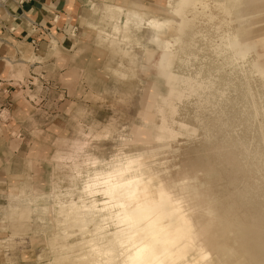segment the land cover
I'll return each mask as SVG.
<instances>
[{
  "label": "rangeland",
  "instance_id": "1",
  "mask_svg": "<svg viewBox=\"0 0 264 264\" xmlns=\"http://www.w3.org/2000/svg\"><path fill=\"white\" fill-rule=\"evenodd\" d=\"M11 1L0 0V5ZM168 1L100 0L95 9L93 2L86 6L76 50L63 56L65 88L61 82L48 84V92L65 91L64 106L58 112L52 107L48 114L36 113L32 127L13 132L16 142H26L18 147L13 164L14 172L21 173L18 189L0 197V264H104L84 242L93 224L73 221L68 210L92 199L82 189L95 169L124 155L151 151L152 173L173 182L177 191L189 186L195 222L207 228L212 254L228 256L225 264H264V80L251 63L257 58L264 65V0L240 4L241 26L236 21L232 26L250 31L245 41L255 51L234 67L221 66L222 57L209 48L221 42L219 31L228 29L225 24L217 30L226 16L213 5L218 19L209 22L202 15L198 32L187 34L186 52L180 55L183 60L187 52L197 57L189 65L176 60L175 69L193 76L202 69L203 77L212 72L211 88L205 96L178 103L175 117L187 122L190 131L177 123L178 134L160 143L153 137L164 126L163 114L169 120L170 110H160L168 85L154 65L163 42L153 39L146 20L152 15L179 20L166 7ZM104 2L125 8L142 3L146 20L126 25L125 14L108 13ZM14 60V76L22 78L27 67ZM46 98L28 99L43 109ZM11 113L6 108L2 122H9ZM101 197L95 198L101 202ZM104 225L114 229L112 222Z\"/></svg>",
  "mask_w": 264,
  "mask_h": 264
},
{
  "label": "bare ground",
  "instance_id": "2",
  "mask_svg": "<svg viewBox=\"0 0 264 264\" xmlns=\"http://www.w3.org/2000/svg\"><path fill=\"white\" fill-rule=\"evenodd\" d=\"M241 3H243V0H169L166 7L170 12L179 17V20L170 17L163 19L155 15L150 16L146 20L148 13L145 10V5L142 3H130L128 8L111 2L103 3V9L108 13H112L113 11H117L119 15L124 13L126 25L130 22L141 25L146 20L149 27L153 30V39L159 43L163 42V50L154 62V65L159 70V75L163 76L168 85V92L162 96V103L160 102V110L166 106L170 111L168 114L169 120L163 114L164 126L162 128L160 127L161 131L155 134V137H153L154 141L161 143L168 138H174L178 134L175 129V124L177 123L190 131L186 124L187 122H178L175 117L179 111L178 103L190 99L194 95L200 96L204 93L203 96H205V92L211 88L212 78L209 76L212 75V72L208 77H203L202 69L198 71L195 76L189 72H185V70H181L182 68L175 69L176 60H180V62L189 65L190 59L197 57L196 54L193 56V54L187 52L185 53L186 59L183 60V56L180 55V53L183 51L186 52L187 34L190 32L193 35L195 31H197L195 28L202 15L207 16L209 22L218 17V12L226 16V18L222 20L223 22L221 21L216 27L219 31V28H222L223 25L226 24L228 28L219 31L221 42L214 43V45L209 47L213 49L218 57H222L223 62L221 66L227 65L234 67L238 65L240 60H246L250 53L255 51L248 46L245 41L248 36L246 33H250V31L244 33L241 31L240 27L232 26L234 21L237 23L239 22L241 26L240 20L243 19V16L238 14ZM212 5L214 9L217 10V13L212 9ZM91 7L95 9L97 8V4L92 3ZM115 27H117V25H115ZM193 38L194 36L191 37V42H193ZM195 43L197 42L195 41ZM147 44L144 45L146 46ZM178 45L179 48L177 47ZM251 63L254 72H256L254 74L258 73L264 80V65H262L257 58L253 59ZM184 67L186 68V66ZM216 71H218V69ZM191 112L193 113V110ZM191 143L193 144V142ZM189 145L190 144H188V147ZM151 155L153 157L155 152L151 151L148 153L124 155L116 161H113L107 168L95 169L94 174L86 179L85 185L93 182L98 176L101 179H106L109 173L115 174L118 170L124 171L125 169H129L123 177L117 176L113 184L125 183L126 181L136 178H140L142 181L139 186L131 185L126 189L117 188L113 193V197L102 196L101 198H103V200L101 202L95 197H92L88 203L84 202L82 204L79 203L80 205L70 206L71 210H68V212L72 213L73 221L78 220L84 223L90 220L94 226L91 234L88 233L91 237H89L87 241L84 240L90 247V249H87L91 251L90 255L97 256L104 264H225L224 258L228 256L226 255L227 257H225V254H212L206 239L207 228L195 222L194 211L187 198L190 193L188 190L189 186L184 185L181 188L182 192L180 190L177 191L178 188L176 189V186L172 184L173 182L170 184L166 182L167 180L164 181L161 177L152 173L149 163ZM197 173L199 174V172ZM85 185L83 187H85ZM83 193L85 194V192ZM121 193H126V196H131V199H127L126 197L122 199ZM93 201L96 202V207L94 209L92 208ZM119 203L130 205V207L126 209V212L132 219L118 227V222H114L113 219L108 218H114L117 213L125 211L119 207H114V205ZM101 209L108 210L101 211ZM97 219L99 220L97 221ZM108 221L112 222L114 229H106L107 225L104 224ZM185 223L191 228V244L189 245L188 239L180 240L179 243H173L177 236L176 228L184 226ZM84 226L85 224L83 225V229L86 228V226ZM81 241L83 242V240ZM185 245L189 246L185 248ZM181 249L183 250L181 251ZM201 249H203V252ZM204 253L211 254L208 260L202 258ZM230 255L231 252L229 256ZM234 257L233 259H235ZM94 263H97V260L93 262V264Z\"/></svg>",
  "mask_w": 264,
  "mask_h": 264
},
{
  "label": "crops",
  "instance_id": "3",
  "mask_svg": "<svg viewBox=\"0 0 264 264\" xmlns=\"http://www.w3.org/2000/svg\"><path fill=\"white\" fill-rule=\"evenodd\" d=\"M96 1L100 0H28L24 4L11 1L0 5V76L11 83L10 92L0 90V103L12 112L9 122L0 121V197L18 189L21 173L14 172L13 164L26 141L16 142L13 132L32 127L36 113L48 114L52 107L58 112L64 106L65 91L48 92L49 86H30L32 78L38 74L48 84L61 82L65 88L63 56L75 52L86 6ZM14 57L27 67L22 78L14 76ZM28 96L47 97L41 105L44 108L36 107Z\"/></svg>",
  "mask_w": 264,
  "mask_h": 264
},
{
  "label": "clouds",
  "instance_id": "4",
  "mask_svg": "<svg viewBox=\"0 0 264 264\" xmlns=\"http://www.w3.org/2000/svg\"><path fill=\"white\" fill-rule=\"evenodd\" d=\"M129 169H125L124 171H117L115 174L109 173L108 177L106 179H101L99 176L91 183L86 184L83 191L89 196V197H96V196H103V197H113V193L117 188L120 189H126L127 187L131 185H137L142 182L140 178H136L133 180L126 181L125 183L121 184H113V181L116 179L117 176L123 177L125 173ZM127 198L131 199V196H126V193H121V198ZM96 207V202L93 201L92 208L94 209ZM114 207H119L121 209H124L125 211L119 212L116 214V216L109 217L108 219H113L114 222H118L117 226L124 224L132 219V217L126 212V209L130 207V205H126L124 203H119L117 205H114ZM89 210V209H86ZM108 209H101V211H107ZM176 239L173 241V243H179L180 240L188 239L189 245L192 242L191 239V228L187 226L185 223L184 226L176 228ZM189 245H185L184 247L187 248ZM183 249H181L182 251ZM203 252V249H201ZM210 253H204L203 259L208 260L210 257Z\"/></svg>",
  "mask_w": 264,
  "mask_h": 264
},
{
  "label": "built area",
  "instance_id": "5",
  "mask_svg": "<svg viewBox=\"0 0 264 264\" xmlns=\"http://www.w3.org/2000/svg\"><path fill=\"white\" fill-rule=\"evenodd\" d=\"M6 1V0H3ZM14 2L18 3V4H24L25 2H27L28 0H13ZM76 28H74L73 30L75 31ZM34 42V41H33ZM35 77L32 78V83L30 84V86H34L37 87L38 86V82L36 81V78H39V81L41 83V86L44 88H47L48 83L46 82V79H44L42 76H39L38 74H34ZM19 83H22L21 80H17ZM10 87H11V83L10 80L7 79V77H1L0 76V90H2L4 93H8L10 92ZM28 98L31 100L32 97L28 96ZM0 103V121H4L6 118H4V110L6 109V107ZM7 120V119H6Z\"/></svg>",
  "mask_w": 264,
  "mask_h": 264
}]
</instances>
